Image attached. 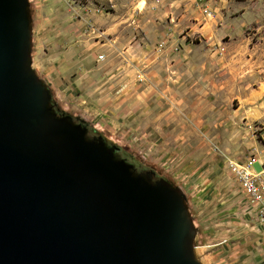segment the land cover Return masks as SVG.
<instances>
[{
    "label": "rangeland",
    "instance_id": "obj_1",
    "mask_svg": "<svg viewBox=\"0 0 264 264\" xmlns=\"http://www.w3.org/2000/svg\"><path fill=\"white\" fill-rule=\"evenodd\" d=\"M28 11L54 111L181 191L202 264H264L231 166L264 163V0H28Z\"/></svg>",
    "mask_w": 264,
    "mask_h": 264
},
{
    "label": "water",
    "instance_id": "obj_2",
    "mask_svg": "<svg viewBox=\"0 0 264 264\" xmlns=\"http://www.w3.org/2000/svg\"><path fill=\"white\" fill-rule=\"evenodd\" d=\"M28 0H0V264H202L181 191L58 115Z\"/></svg>",
    "mask_w": 264,
    "mask_h": 264
},
{
    "label": "built area",
    "instance_id": "obj_3",
    "mask_svg": "<svg viewBox=\"0 0 264 264\" xmlns=\"http://www.w3.org/2000/svg\"><path fill=\"white\" fill-rule=\"evenodd\" d=\"M231 166L256 213L259 225L264 230V163L253 161L250 165L231 163Z\"/></svg>",
    "mask_w": 264,
    "mask_h": 264
},
{
    "label": "flooded vegetation",
    "instance_id": "obj_4",
    "mask_svg": "<svg viewBox=\"0 0 264 264\" xmlns=\"http://www.w3.org/2000/svg\"><path fill=\"white\" fill-rule=\"evenodd\" d=\"M74 122H75V121H74ZM82 126H84V125H82ZM84 127H85V126H84ZM85 128H86V134H87V137H88V138L98 137V136H96V135L88 136V129H87V127H85ZM106 144H107V143H106ZM108 146H112V145H108ZM113 153H114L115 158H118V159H124V160H126L127 162L131 163V164L133 165V171H134L135 173H139V172L135 171V167H134L133 162H130L129 158L122 156V155L120 154V151H119L117 148L114 149ZM140 174H142V173H140ZM143 175H144V174H143ZM145 176H146V175H145ZM148 176H150V175H148ZM148 176H146V177L149 178L150 180H152V178H150V177H148Z\"/></svg>",
    "mask_w": 264,
    "mask_h": 264
},
{
    "label": "bare ground",
    "instance_id": "obj_5",
    "mask_svg": "<svg viewBox=\"0 0 264 264\" xmlns=\"http://www.w3.org/2000/svg\"><path fill=\"white\" fill-rule=\"evenodd\" d=\"M255 115H256V114H255V111H251V116H252V117H255Z\"/></svg>",
    "mask_w": 264,
    "mask_h": 264
}]
</instances>
